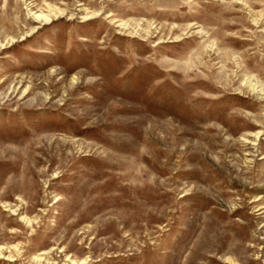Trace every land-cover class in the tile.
I'll return each mask as SVG.
<instances>
[{"label": "rangeland", "instance_id": "obj_1", "mask_svg": "<svg viewBox=\"0 0 264 264\" xmlns=\"http://www.w3.org/2000/svg\"><path fill=\"white\" fill-rule=\"evenodd\" d=\"M0 264H264V0H0Z\"/></svg>", "mask_w": 264, "mask_h": 264}, {"label": "bare ground", "instance_id": "obj_2", "mask_svg": "<svg viewBox=\"0 0 264 264\" xmlns=\"http://www.w3.org/2000/svg\"><path fill=\"white\" fill-rule=\"evenodd\" d=\"M38 18H39V17H38ZM38 18H37V19H38Z\"/></svg>", "mask_w": 264, "mask_h": 264}]
</instances>
